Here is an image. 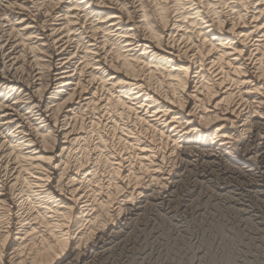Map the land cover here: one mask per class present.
I'll return each instance as SVG.
<instances>
[{
	"label": "bare ground",
	"instance_id": "6f19581e",
	"mask_svg": "<svg viewBox=\"0 0 264 264\" xmlns=\"http://www.w3.org/2000/svg\"><path fill=\"white\" fill-rule=\"evenodd\" d=\"M263 135L264 0H0V264H89L178 161L264 178Z\"/></svg>",
	"mask_w": 264,
	"mask_h": 264
},
{
	"label": "rangeland",
	"instance_id": "374dc122",
	"mask_svg": "<svg viewBox=\"0 0 264 264\" xmlns=\"http://www.w3.org/2000/svg\"><path fill=\"white\" fill-rule=\"evenodd\" d=\"M224 162L178 161L175 186L127 206L116 238L89 264H264V178Z\"/></svg>",
	"mask_w": 264,
	"mask_h": 264
}]
</instances>
